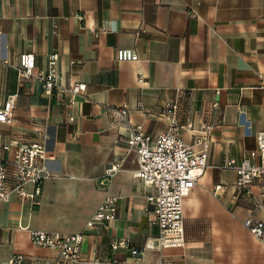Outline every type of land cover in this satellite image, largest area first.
Listing matches in <instances>:
<instances>
[{"label": "crops", "instance_id": "0c3cea01", "mask_svg": "<svg viewBox=\"0 0 264 264\" xmlns=\"http://www.w3.org/2000/svg\"><path fill=\"white\" fill-rule=\"evenodd\" d=\"M125 47L139 58L117 60ZM21 52L34 53L36 72L57 52L61 85L78 81L85 90L50 94L35 77L20 79ZM13 93L12 120L0 123V134L43 142L52 176L37 203L17 193L0 202V261L24 253L53 264L56 252L32 243L30 231L78 232L106 194L118 196L117 217L101 237L86 236L82 250L131 260L124 250L110 252L112 238L154 245L146 200L154 190L132 174L137 158L127 131L140 124L155 138L175 128L198 150L209 124L208 166L183 202L185 243L147 248L144 260L264 264V243L243 225L246 217L264 219V183L245 193L234 170L220 167L254 150L264 131V0H0V104ZM168 102L177 104L174 116ZM109 107L127 113L112 115Z\"/></svg>", "mask_w": 264, "mask_h": 264}, {"label": "built area", "instance_id": "2783aa9c", "mask_svg": "<svg viewBox=\"0 0 264 264\" xmlns=\"http://www.w3.org/2000/svg\"><path fill=\"white\" fill-rule=\"evenodd\" d=\"M79 18L83 19V15ZM115 58L119 61L137 60L139 55L134 49L125 47L116 49ZM16 67L20 79L37 78L41 82L43 92L51 94L57 91L62 94L68 90L72 94H80L85 90V84L78 81L68 88L61 85L57 52L48 55L45 70L35 71L36 60L33 52H21ZM139 80H142L141 76ZM16 98V93L9 94L0 104V123L11 122ZM138 106L142 108L143 104L138 102ZM166 107L167 113L174 116L177 104L168 102ZM107 110L112 115L127 113L124 107H109ZM211 128L209 124L202 126L200 130L202 134L197 140L201 146L198 150L188 145L175 128L164 131L155 138L140 124L128 129L126 142L135 151L137 158V167L132 174L154 190L153 193L146 194V200L153 213L151 224L157 227L154 245L147 243L141 248L135 247L130 244V239L127 237L110 240L111 253L124 250L129 253L131 260L128 258L119 260L113 256L103 259L98 255L91 256L82 250L86 236L101 237L117 217L118 196L113 194L104 196L82 230L67 234L31 230L32 243L55 251L53 264H146L144 254L147 248L183 246L185 243L183 202L208 166ZM47 160V149L43 142L8 139L0 134V202L8 200L12 193H17L21 198H30L33 204L37 203L44 180L52 176ZM119 166V162L108 166L105 176L100 179V184L108 183ZM220 167L234 170L235 185L245 193H250L249 188L254 182L264 183V131L257 134L254 150L238 160L226 158ZM27 184L33 186L29 192L25 189ZM220 188L221 185H217L215 190ZM243 225L264 243V219L246 217ZM0 264L36 263L27 254L15 253L9 259L0 261Z\"/></svg>", "mask_w": 264, "mask_h": 264}]
</instances>
